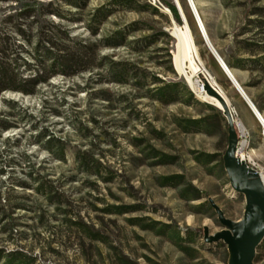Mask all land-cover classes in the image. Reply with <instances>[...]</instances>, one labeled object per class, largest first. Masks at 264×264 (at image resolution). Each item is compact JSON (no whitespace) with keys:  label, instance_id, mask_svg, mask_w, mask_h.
I'll return each mask as SVG.
<instances>
[{"label":"rangeland","instance_id":"obj_1","mask_svg":"<svg viewBox=\"0 0 264 264\" xmlns=\"http://www.w3.org/2000/svg\"><path fill=\"white\" fill-rule=\"evenodd\" d=\"M183 1L204 68L229 99L237 154L264 175V128ZM195 2L264 116V0ZM19 7L37 11L26 20V75L37 64V22L87 49L69 76L0 96V264H228L227 245L204 240L205 229H224L210 199L227 219L244 216L224 168L228 121L174 70L170 9L160 0H0L1 36L18 42L2 23Z\"/></svg>","mask_w":264,"mask_h":264},{"label":"trees","instance_id":"obj_2","mask_svg":"<svg viewBox=\"0 0 264 264\" xmlns=\"http://www.w3.org/2000/svg\"><path fill=\"white\" fill-rule=\"evenodd\" d=\"M160 1L170 9L175 21L181 25L182 20L173 1ZM180 2L184 6V1L180 0ZM15 10L16 13L7 17L2 24L11 25L15 34L20 36L24 42L15 41L10 37H2L0 32V96L6 91L33 94L34 88L41 82H46L56 75L69 76L67 70L80 64L87 49L84 45L76 43L69 33L60 35L62 34L60 26L49 27L47 22L45 25L37 22L35 29L37 39L32 54L37 64L33 70H30L33 75H26L21 69L20 62L24 63L26 68L31 67L22 54L31 56L29 49L26 48V50L25 46L33 44L29 36L32 26L26 23V20L34 18L37 11L36 7H19ZM97 32V29L91 30L92 35H96ZM61 39L69 46L60 43ZM29 87L32 89L28 90Z\"/></svg>","mask_w":264,"mask_h":264},{"label":"water","instance_id":"obj_3","mask_svg":"<svg viewBox=\"0 0 264 264\" xmlns=\"http://www.w3.org/2000/svg\"><path fill=\"white\" fill-rule=\"evenodd\" d=\"M182 19L181 9L178 1L173 0ZM189 6L190 3L187 0ZM190 9L196 19L201 30L205 45L213 56L221 64V67L230 78V82L235 84V80L231 76L230 69L211 49L207 43V39L203 34L200 26L199 18H196L192 7ZM170 11V10H169ZM202 84V90L207 95L216 98L223 109V115L228 121V147L223 156L224 168L228 175L231 188L238 194L244 196L245 209L244 216L240 221H231L227 219L224 212L210 199V204L216 211L221 225L224 227L220 232L210 235L208 229H205L204 240L208 244L224 242L227 245L229 259L228 264H256L257 250L264 241V183L256 170L250 168L246 161L240 159L236 155L238 135L234 126L230 107L222 96L212 88L206 79ZM237 89L241 96L247 101L245 95L241 92V87L236 83ZM250 104V102H247ZM252 104L249 106L251 107Z\"/></svg>","mask_w":264,"mask_h":264},{"label":"bare ground","instance_id":"obj_4","mask_svg":"<svg viewBox=\"0 0 264 264\" xmlns=\"http://www.w3.org/2000/svg\"><path fill=\"white\" fill-rule=\"evenodd\" d=\"M177 1L179 4V7L181 9V13H182V19H181L182 24L181 25L178 24L175 21V19L172 18L170 26L166 28V32L169 34V36L173 40V43L171 46V59H172L173 68L178 75H180L181 77H183L186 80V82L197 92V94L204 93V95H203L204 101L209 102L210 104L217 107L219 110L223 111L220 102L216 98L207 95V93L202 90V85L198 84L194 81V79L196 77H199V76L205 77L206 80L208 81V84L212 88H214L222 96V98L226 101V103L230 107L229 99H228L226 93L224 92V90L218 84H216V82H214V80L211 79L210 76H208V73L205 70L202 59L200 57L199 49H198L196 42H195V39L192 35L191 28L188 24L187 16L183 10V7L181 6L180 0H177ZM188 1L190 3V6L193 9V12L195 13L196 18H199V20H200L199 24L202 28L204 36L207 39L208 45L211 47V49H213L218 54V52L216 51V49L213 45V42L210 38V35L207 31L208 29L205 26V23H204L205 20H203L201 13L198 9L197 2H195V0H188ZM218 56L220 57L219 54H218ZM216 62L220 66V68L222 69L225 76L228 79H230L228 77V75L226 74V72L221 67V64L218 63L217 60H216ZM230 73H231V76L233 77V79L235 80V82L241 87V92L245 95L247 100H249L247 102H250V104H252L251 107L249 106L250 104H248L246 102V100L241 96L240 92L237 89L236 83L233 84V82H231L232 85L235 87L236 91L241 96V98L245 101V103L249 107L250 111L252 112V114L254 115L256 120L264 128V116L257 110V108L253 104L250 96L248 95L246 90H244V87L241 86L240 81H238L235 74L232 71H230ZM230 112L232 115V119L234 120L231 109H230ZM240 128H241V126H240ZM235 129H236V127H235ZM236 132H237V130H236ZM238 145H239V137H238L237 149H238ZM236 155H237V150H236ZM242 160L245 161L244 158H242ZM258 174L260 175V173H258ZM260 177L264 183V175L261 174Z\"/></svg>","mask_w":264,"mask_h":264},{"label":"built area","instance_id":"obj_5","mask_svg":"<svg viewBox=\"0 0 264 264\" xmlns=\"http://www.w3.org/2000/svg\"><path fill=\"white\" fill-rule=\"evenodd\" d=\"M208 76H210V75L208 74ZM210 78H211V77H210ZM239 146H240V140H239V145H238V149H237V150H239ZM237 156H238V158H240V159L243 158V156H241V155H239V154H237Z\"/></svg>","mask_w":264,"mask_h":264}]
</instances>
